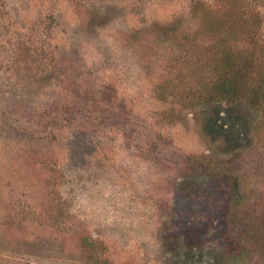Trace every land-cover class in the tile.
Instances as JSON below:
<instances>
[{
  "label": "rangeland",
  "instance_id": "obj_1",
  "mask_svg": "<svg viewBox=\"0 0 264 264\" xmlns=\"http://www.w3.org/2000/svg\"><path fill=\"white\" fill-rule=\"evenodd\" d=\"M200 1L0 0V264H264V133L154 95Z\"/></svg>",
  "mask_w": 264,
  "mask_h": 264
},
{
  "label": "trees",
  "instance_id": "obj_2",
  "mask_svg": "<svg viewBox=\"0 0 264 264\" xmlns=\"http://www.w3.org/2000/svg\"><path fill=\"white\" fill-rule=\"evenodd\" d=\"M216 2L193 7L203 18L187 26L186 41L202 45L201 51L193 60L182 59L178 83H159L154 95L171 117L178 108L198 111L209 136L239 149L264 133V18L258 0ZM167 27L174 31L175 23ZM190 80L197 81L193 88L187 85ZM253 112L257 122L249 119ZM237 212L232 221L240 228ZM83 247L93 254L99 248L86 239Z\"/></svg>",
  "mask_w": 264,
  "mask_h": 264
}]
</instances>
